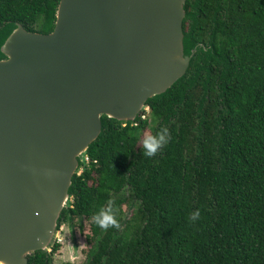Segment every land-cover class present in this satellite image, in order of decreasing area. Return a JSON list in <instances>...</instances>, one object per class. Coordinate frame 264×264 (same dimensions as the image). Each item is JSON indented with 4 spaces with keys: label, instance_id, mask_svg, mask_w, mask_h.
Instances as JSON below:
<instances>
[{
    "label": "trees",
    "instance_id": "obj_1",
    "mask_svg": "<svg viewBox=\"0 0 264 264\" xmlns=\"http://www.w3.org/2000/svg\"><path fill=\"white\" fill-rule=\"evenodd\" d=\"M58 3L0 0V46L16 22L52 31ZM185 8L186 49L197 48L187 73L135 124L103 116L73 178L58 229L89 220L85 264H264V0ZM162 128L167 143L144 156V133ZM109 200L117 225L104 229L91 217ZM59 246L29 264H53Z\"/></svg>",
    "mask_w": 264,
    "mask_h": 264
},
{
    "label": "water",
    "instance_id": "obj_2",
    "mask_svg": "<svg viewBox=\"0 0 264 264\" xmlns=\"http://www.w3.org/2000/svg\"><path fill=\"white\" fill-rule=\"evenodd\" d=\"M188 0H59L54 28L18 22L0 53V264L50 252L102 117L135 124L187 73Z\"/></svg>",
    "mask_w": 264,
    "mask_h": 264
},
{
    "label": "rangeland",
    "instance_id": "obj_3",
    "mask_svg": "<svg viewBox=\"0 0 264 264\" xmlns=\"http://www.w3.org/2000/svg\"><path fill=\"white\" fill-rule=\"evenodd\" d=\"M146 115L149 116V112ZM148 134L150 132L146 131L144 136ZM124 210L125 217H130L133 208L125 206ZM89 234L90 222L86 218L76 219L72 224L63 223L55 239V242L60 246L53 255V264H64L67 262L85 264L87 251L89 250V245L87 244Z\"/></svg>",
    "mask_w": 264,
    "mask_h": 264
},
{
    "label": "clouds",
    "instance_id": "obj_4",
    "mask_svg": "<svg viewBox=\"0 0 264 264\" xmlns=\"http://www.w3.org/2000/svg\"><path fill=\"white\" fill-rule=\"evenodd\" d=\"M170 138L167 128H162L155 134L145 135L141 141L143 147V155L151 157L159 149H161ZM199 217V210L192 212L189 219L195 220ZM91 221L104 229L110 226H116L117 221L113 216L112 201L109 200L105 206H101L96 213L91 217Z\"/></svg>",
    "mask_w": 264,
    "mask_h": 264
},
{
    "label": "built area",
    "instance_id": "obj_5",
    "mask_svg": "<svg viewBox=\"0 0 264 264\" xmlns=\"http://www.w3.org/2000/svg\"><path fill=\"white\" fill-rule=\"evenodd\" d=\"M145 112H149V107L146 109V111ZM141 116H143V115H141ZM145 116H143V118H144ZM86 163L88 164L89 163V157H88V155L86 156ZM84 167H82V169H83ZM82 169H81V171H82ZM81 171H80V173H81ZM79 173V174H80Z\"/></svg>",
    "mask_w": 264,
    "mask_h": 264
}]
</instances>
